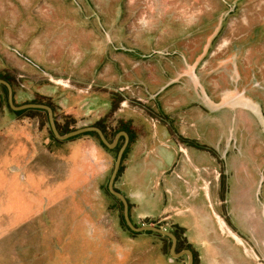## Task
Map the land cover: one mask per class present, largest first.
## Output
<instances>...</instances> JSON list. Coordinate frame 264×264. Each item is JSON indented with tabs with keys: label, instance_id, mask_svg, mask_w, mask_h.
<instances>
[{
	"label": "rangeland",
	"instance_id": "rangeland-1",
	"mask_svg": "<svg viewBox=\"0 0 264 264\" xmlns=\"http://www.w3.org/2000/svg\"><path fill=\"white\" fill-rule=\"evenodd\" d=\"M7 68L23 75L15 103L51 101L61 127L101 120L112 139L127 124L135 141L161 109L183 136L217 148L213 164L182 148L165 174L182 179L186 162L189 187L211 195L221 173L228 196L213 201L227 200L222 215L242 241L204 223L190 235L200 264H264V0H0V72ZM182 75L183 88L174 84ZM177 87L187 104L173 103ZM116 92L122 102L111 104ZM9 111L0 88V264H186L169 260L167 239L132 238L122 224L107 182L123 138L112 150L90 134L57 141L44 113ZM167 138L155 142L181 141ZM134 153L131 144L117 187ZM166 208L172 222L183 214ZM199 212L209 216L206 206ZM162 217L153 225L173 229Z\"/></svg>",
	"mask_w": 264,
	"mask_h": 264
},
{
	"label": "flooded vegetation",
	"instance_id": "flooded-vegetation-1",
	"mask_svg": "<svg viewBox=\"0 0 264 264\" xmlns=\"http://www.w3.org/2000/svg\"><path fill=\"white\" fill-rule=\"evenodd\" d=\"M16 54H18L19 56H22V54L19 52V50H16V49H14V48H11ZM181 53H183V54H187V52H185V51H182ZM22 58H24L25 60H27V61H29L26 57H23L22 56ZM191 60H192V58H191ZM194 60V59H193ZM192 60V61H193ZM192 61L190 62V63H192ZM30 62V61H29ZM181 63L183 64V61L181 60V59H179V65L180 66H178V68H177V66L175 67V71H177V73L179 74L180 73V71L181 70H183V68H185V66H183V65H181ZM189 63V62H188ZM29 64H31L32 66H34V67H36V68H38L39 70H41L40 69V67H38V65H36V64H33V63H29ZM13 68H7L6 69V72H3V73H1L0 72V80H3V81H5V82H7L8 84H9V86H10V88H11V100H12V105L13 106H15V107H19V106H22V105H26V104H41V105H46V106H48L50 109H51V111H52V117H53V121H54V123H55V126H56V129H57V131H58V133L59 134H65V133H67V132H69V131H72V130H75V129H70L69 130V128L67 127V128H65V127H61L60 126V124L58 123V120H57V118H56V116H55V109H54V107L52 106V104H51V101L49 102V101H39V100H36V99H34V98H30V99H28V100H26V101H24L22 104H16L15 103V94H14V82L16 81V82H20V81H22L23 80V75L21 74V73H18L17 72V70L15 69V70H12ZM179 70V71H178ZM12 71H14V74L12 73ZM184 72V71H183ZM182 73V72H181ZM46 76H49V74L48 73H44ZM149 79H150V81H153V82H156V80H157V76H150L149 77ZM187 79V76L186 75H182L181 77H180V81H179V83H174V84H176V86L179 84V86L178 87H181V88H183V81L185 82V80ZM181 80H182V82H181ZM159 85H160V83H159ZM160 86H162V85H160ZM159 86V87H160ZM178 87H177V90H176V92L178 93V95H177V97L176 98H174V100H173V103L175 104V102L176 101H179V102H181L180 103V106L183 104V103H185L186 102V104L188 103V98H187V95H186V92H185V90H184V94H181V92L180 91H178ZM0 88H2L4 91H5V93H6V102H7V107L9 108V112L16 118V116H20V115H24V114H26V113H30V114H32L33 112H35V113H44L45 115H46V120H47V123H48V131H49V133H50V135H51V137L53 136V139L54 140H57V141H64V140H68V139H70V138H73V137H76V136H78V135H82V134H88L89 132H94V131H87V132H83V133H80V134H78V135H75V136H72V137H69V138H67V139H64V140H59V139H57L54 135H53V133H52V130H51V127H50V124H49V120H48V113H47V111L45 110V109H43V108H35V107H26V108H21V109H13L12 107H11V105L9 104V101H8V90H7V87L4 85V84H2V83H0ZM166 88H168V86L166 87ZM165 89V88H164ZM36 94H38L39 95V97L40 96H44V97H47L48 99L50 98V96H45L44 94H39V93H37L36 92ZM159 94H161V93H159ZM37 95V96H38ZM117 95L119 96H122L121 95V93L120 92H116V94H109V96H110V98H111V104H112V102L113 103H116V100H119L118 102H119V104H120V102H122V100H121V98L120 99H118V97H117ZM155 97H157L158 98V95H156ZM167 97H169V96H167ZM110 98L108 99L109 101H110ZM156 98V99H157ZM169 99V98H168ZM107 100V102L109 103V101ZM109 105H110V103H109ZM159 105V104H158ZM186 108L183 110V112L184 111H186L187 110V106L186 105H184ZM183 106V107H184ZM143 107H145V106H143ZM230 108H232V107H230L229 106V109ZM161 114V115H160ZM33 115V114H32ZM32 115H25V117H28V116H32ZM157 115H158V121L156 120V122L155 123H157V125L156 124H154V128H151V127H149L150 128V131H147V129L145 130L146 131V133L145 134H143V136H140L139 135V137H135V141H134V137H133V135H132V133L131 132H129V130H128V128H127V124H125V125H122V126H120L117 130H116V133H115V135H114V137L118 134V133H120V132H124V133H126V135H127V142H126V145H125V148H124V151H123V153H122V157H121V161H120V165H119V168H118V171H117V174H116V176H115V179H114V182H113V188L117 191V192H119L124 198H125V200H126V202H127V207H128V216H129V219H130V221H131V223L135 226V227H142V226H153V227H156V228H159V229H161V230H165V231H167V232H169V233H171L174 237H175V246H174V252L175 253H180V252H182V251H184V250H188L189 252H190V254H191V264H200L202 261H201V255L200 254H198V248H196L197 246H196V242H194V240H192L191 239V236L190 235H193L192 233L193 232H197V231H200V230H195L194 228H192V225H191V223H186V225L185 224H183V225H185V226H183L182 224H180L179 222H177V221H174V222H172V221H170V220H167V219H165V216L166 215H168V214H166V213H164L163 214V217H162V219L164 220V221H167V222H171V225L174 227L173 229H171L170 227H167V225L165 226H163V225H157V226H154L153 224H157V222L156 221H151L153 218H156V217H160V215H155V216H142V217H138V218H136L135 217V213L133 212L134 210H133V204L131 203V201H130V199H129V197L127 196V194L126 193H124L122 190H120L117 186H116V183H117V181H118V179H119V177H120V173H122V170H123V160H124V158H125V156H126V153H127V151H128V149H129V147H130V145L132 144H134V146L137 144V143H142L143 144V142H145L146 144L147 143H155V144H160V142L159 141H157V142H155V140H156V138H157V136H163V137H168V138H170V140H171V138L174 136V135H176L177 136V138L179 137V139L181 140L180 142H176L175 140V142L177 143V144H179V146L176 144V143H174V145H172V144H170V143H167V145L168 146H170L172 149H173V152H174V157L172 158L173 160H171V162H170V164L168 165V166H165V168L160 172V171H158V169H159V166L158 165H160L159 163H155V166L153 167V169L155 170L154 172H152V169L150 170V171H148V172H146L145 173V178L146 179H149V177H151L152 176V180L154 181L155 180V184H154V188H153V193L154 194H156V195H160V196H162V195H164L165 197H168V196H171V195H173V196H175L176 197V194L175 193H173V192H171V191H169L168 193L165 191V190H167L166 188H164V185H163V181H165V180H177V179H181L179 176H176L177 177V179L176 178H174V177H171V174H167V175H165L166 173H167V171L168 170H170V168L175 164V165H177L178 164V162L180 161L179 160V153H181V155H182V153H183V150H182V148H185V149H187V148H190L191 150H192V152L194 153V155L195 156H197V153H202V155H205L206 156V160L208 161V162H210L211 164H213V161H212V159H211V157H210V155H209V152H210V148L211 149H213L214 151H218L217 150V148L215 149V148H213L212 146H210V145H207V144H205V145H202V144H200L197 140L195 141V140H193V138L192 139H189V138H187V137H185V136H183L182 134H181V132L179 131V127H178V129H176L175 128V126L178 124V123H173L171 120H170V118H168V116H167V119L165 118V113L161 110V109H157ZM185 117V120H186V117H187V115L186 116H184ZM101 120H97L96 122H94L93 124H91V125H88V126H85V127H97V128H99L100 130H101V132L103 133V135H104V137L107 139V141H109V142H111L113 139H114V137L112 138V139H110L109 137H108V135H107V133L105 132V129H104V127L101 125V122H100ZM81 128H83V127H81ZM77 129H79V128H77ZM103 129V130H102ZM61 131V132H60ZM96 133V132H95ZM97 134V133H96ZM106 135V136H105ZM93 136V135H92ZM97 136H98V134H97ZM95 137V136H94ZM98 138H99V136H98ZM121 138H123V142H122V144L119 146L118 145V143H119V140L121 139ZM167 138V139H168ZM197 139V138H196ZM98 140V139H97ZM98 141H100L101 142V140H100V138H99V140ZM102 143V142H101ZM125 143V137L123 136V135H119V137H118V139H117V142H116V145L113 147V148H108V147H106L103 143V145L107 148V149H109V150H112V149H115L116 147H118L119 146V148H118V150L121 148V146L123 145ZM163 143V142H162ZM233 145H235V142L233 143ZM174 146V147H173ZM227 147L229 148L230 146L229 145H227ZM231 148V147H230ZM232 148H234V147H232ZM118 150H117V153H118ZM138 151H137V147L135 146V153L136 154H138L137 153ZM116 156H117V154H116ZM224 156V158H222L221 157V159H225V155H223ZM115 160H116V158H115ZM185 160V159H184ZM224 162H225V160H224ZM115 163V162H114ZM214 164H215V166H216V168L218 169V171L220 172V170H221V168H220V166H221V163H216V162H214ZM222 164H223V162H222ZM186 162H184V163H181V166H184V168L183 167H181V169H182V175H184V177H182V182L184 183V186L186 187H189L190 186V180H187L186 179V177H188L189 178V176H188V174H187V170H186ZM114 166V165H113ZM112 170H113V168H112ZM112 172V171H111ZM111 175V174H110ZM155 175V176H154ZM169 177H170V179H169ZM220 177H221V173H218V176H217V179H216V181H218L215 185H216V189L217 190H215V192H212L211 193V195H210V191L208 190V194H206V191H203V190H201V188H200V186H198V185H195L191 190H187V189H185L184 191H182V192H180L179 191V195H178V197L179 198H181V200L179 201L181 204H179V207H182V208H184L183 209V214L181 215V216H185L186 215V217H188V216H190L191 217V211H190V208H189V204H194V205H197V207H199V206H206L207 208H208V210H209V218L210 219H207L206 220V227H205V229H207V230H209L211 233L214 231V230H216L217 232H219L222 228L221 227H223V228H225V230L227 231V232H229L230 233V237L232 238V239H236V238H238V240L239 241H242V237H240V235H242L241 233H239L237 230H236V228L233 226V219L232 218H227L228 217V214H227V217H225L224 215H222V210H223V208H224V203L227 201V200H223V202H220L218 205L217 204H215L214 203V201H213V198H214V196L216 195V196H220V195H223L224 193H225V190H226V186H224V181L221 179V181H220ZM109 178H110V176H109ZM248 179V178H247ZM108 181H109V179H108ZM182 183V184H183ZM215 187V186H214ZM174 191V190H173ZM107 192H108V194L111 196V197H113L114 199H116V201L119 203V205L122 207V224L124 225V227L126 228V230L128 231V232H130L131 234H134V236H130V237H132V238H136L137 236H140V235H148V234H155V235H157V236H160V237H162V238H164V239H167L168 241H169V249H168V254H169V256H170V258H169V260H171V259H175V260H182V259H186V264H188V255L187 254H185V253H183V254H181V255H179V256H172L171 254H170V247H171V244H172V240H171V238L169 237V236H167V235H164V234H160V233H157V232H154V231H151V230H144V231H132L128 226H127V224H126V222H125V220H124V217H123V205H122V203H121V201L117 198V197H115L114 195H112L109 191H108V182H107ZM183 194V195H182ZM227 196H228V191H227V193H225ZM218 198V197H217ZM220 198V197H219ZM226 199V198H225ZM162 203H164V200H163V202ZM183 204H188L186 207H184L183 206ZM216 205V206H215ZM178 210V209H177ZM133 217H135L137 220H135L134 221V218ZM185 217V218H186ZM156 222V223H155ZM191 231H193V232H191ZM215 232V231H214ZM197 234V233H196ZM195 234V235H196ZM207 235H210V234H208L207 233ZM212 238H214L215 236H213V235H210ZM194 237V236H193ZM138 238V237H137ZM139 239V238H138ZM200 240H201V238H200Z\"/></svg>",
	"mask_w": 264,
	"mask_h": 264
},
{
	"label": "crops",
	"instance_id": "crops-1",
	"mask_svg": "<svg viewBox=\"0 0 264 264\" xmlns=\"http://www.w3.org/2000/svg\"><path fill=\"white\" fill-rule=\"evenodd\" d=\"M135 146L137 147L138 151V154H133L135 164H133L129 171H127L126 176H123V178H121L120 184L122 187H118L120 190L127 194L131 203L133 204V212L135 213V217L138 218L139 216H155L160 215L161 213L164 214L167 210L166 207L169 206L170 208L179 209V204H181L179 202L181 198L178 197L179 191L182 192L185 189L190 190V187H185L184 184H182L179 180H165L163 181L164 188L174 190L173 193L176 194V197L173 195L165 197L164 195L160 196L153 193L155 180H152V176L149 177V179L145 178L146 172L150 171L151 169L152 172L155 171L153 169L155 163L160 164H157L159 166L158 171L160 172L165 168V166H168L170 164L171 160H173L172 158L174 157L173 149L167 144H155L153 142L147 144L145 142H143V144L137 143ZM163 200L164 203H162ZM187 205L183 204L184 207H186ZM200 207L201 206L197 207V205L189 204L191 217H186V215L176 216L177 222L182 225L191 223L192 228H194L195 230H202V225L204 223L206 225V220L210 218L208 215H203L201 217L199 212Z\"/></svg>",
	"mask_w": 264,
	"mask_h": 264
},
{
	"label": "water",
	"instance_id": "water-1",
	"mask_svg": "<svg viewBox=\"0 0 264 264\" xmlns=\"http://www.w3.org/2000/svg\"><path fill=\"white\" fill-rule=\"evenodd\" d=\"M0 83L4 84L7 87V90H8V101H9V104L11 105V107L13 109H21V108H26V107H35V108H43V109H45L47 111V113H48V120H49V124H50L51 130H52V133L59 140H64V139H67L69 137L78 135V134L83 133V132L94 131V132H96L98 134L101 142L106 147L113 148L116 145V142H117V139H118L119 135H123L125 137V143L118 150V153H117V156H116V160H115V163H114V166H113V170L111 172V175H110V178H109V181H108V191L121 201V203L123 205V217H124V220H125L127 226L132 231L151 230V231H154V232L169 236L171 238V240H172V244H171V247H170V254L172 256H179V255L185 253V254L188 255V264H191V254H190V252L188 250H184V251H182L180 253H175L174 252L175 237L171 233H169V232H167L165 230H161L159 228L153 227V226L135 227L131 223V221L129 219L128 207H127V202H126L125 198L113 188V182H114L115 176L117 174V171H118V168H119V165H120V161H121V157H122V153L124 151V148H125V145H126V142H127L126 133H124V132L118 133L111 142L107 141V139L104 137V135L101 132V130L99 128H97V127H83V128H79V129H75V130L69 131V132H67L65 134H59L57 129H56L55 123L53 121L52 111H51V109L48 106L41 105V104H26V105H22V106H19V107H15V106L12 105L11 88H10L9 84L7 82L3 81V80H0Z\"/></svg>",
	"mask_w": 264,
	"mask_h": 264
},
{
	"label": "trees",
	"instance_id": "trees-1",
	"mask_svg": "<svg viewBox=\"0 0 264 264\" xmlns=\"http://www.w3.org/2000/svg\"><path fill=\"white\" fill-rule=\"evenodd\" d=\"M103 130V129H102ZM61 132V131H60ZM88 134H90V135H93V136H95L98 140H99V138H98V136H97V134L95 133V132H89ZM106 136V135H105ZM52 138H53V136H52ZM99 143L102 145V146H104L100 141H99ZM105 147V146H104Z\"/></svg>",
	"mask_w": 264,
	"mask_h": 264
}]
</instances>
